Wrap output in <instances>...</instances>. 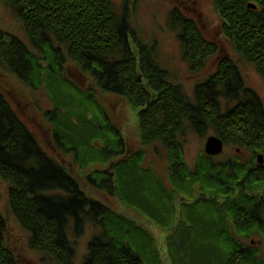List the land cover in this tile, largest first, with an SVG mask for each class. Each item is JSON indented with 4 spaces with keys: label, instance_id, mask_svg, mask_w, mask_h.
I'll use <instances>...</instances> for the list:
<instances>
[{
    "label": "trees",
    "instance_id": "1",
    "mask_svg": "<svg viewBox=\"0 0 264 264\" xmlns=\"http://www.w3.org/2000/svg\"><path fill=\"white\" fill-rule=\"evenodd\" d=\"M4 1L24 24L31 45L47 52L48 65L40 67L28 45L0 28V70L45 88L54 99L60 115L54 140L61 150L76 152L99 195L118 199L164 231L173 264H264L261 252L242 242L259 231L264 238V202L261 209L255 207L264 172L249 171L251 153L264 152V100L247 85L238 65L253 64L264 75V0H214L222 35L240 60L219 62L217 72L196 87L195 103L157 61L156 44L132 30L128 8L141 0H126L120 15L111 0ZM169 27L178 32L190 71H205L220 48L179 9L170 13ZM67 62L91 75L104 93L140 109L142 149L116 159L123 155V141L96 98L61 76ZM72 108L78 114L70 113ZM211 129L238 156L219 164L202 153L190 168L184 158L188 133ZM101 132L106 144L98 150ZM148 147L168 159L167 178L154 165L144 167ZM247 153L251 156L245 160L238 158ZM114 163V176L96 169ZM0 178L9 187L15 217L32 235L31 246L57 264L73 261L69 231L81 229L82 235L86 223L100 229L89 244L86 264H162L155 236L116 213L101 195H88L76 174L44 151L2 93ZM7 225L0 210V264H18L6 242Z\"/></svg>",
    "mask_w": 264,
    "mask_h": 264
},
{
    "label": "rangeland",
    "instance_id": "2",
    "mask_svg": "<svg viewBox=\"0 0 264 264\" xmlns=\"http://www.w3.org/2000/svg\"><path fill=\"white\" fill-rule=\"evenodd\" d=\"M118 15L122 14L125 9L126 0H111ZM135 6L128 8L130 14L132 30H138L141 38L148 44H156L158 51L157 61L160 62L161 67L168 70L173 78L172 82L177 86L180 84L186 97L192 102L196 101V93L194 92L196 85L200 80H205L209 75L217 72V66L223 59H232L238 63L239 56L235 52L225 37H223L222 20L217 12L214 0H141L134 3ZM175 9H179L187 17L198 22L205 38L215 43L220 48L219 54L211 57L205 71L193 74L190 71L189 63L183 60V52L181 50V41L178 38V32L173 31L169 27V15ZM0 28H2L8 35L19 38L22 42L28 45L32 56L36 58L41 64L40 67L46 68L48 65L47 52L33 47L30 43L29 37L26 33L24 24L21 23L17 13L10 8L8 3L0 0ZM132 42V38H130ZM133 51L137 52L135 45ZM242 69L243 78L247 85L257 90L262 100H264V75L254 67L253 64L243 62L239 64ZM45 74L42 73V76ZM61 76L67 82H72L78 89L85 93H91L97 100V106L103 108L106 117L110 120L112 128L116 129L117 135L123 141V155L116 159H123L127 153H133L142 149L140 138V109L133 108L123 97L115 94L109 95L104 93L99 86L94 82L93 77L86 75L79 66L72 62H67L65 68L61 72ZM0 93L5 95L10 100L11 105L21 118L22 122L28 126L29 130L35 135L37 141L42 148L51 157L59 163L66 165L71 171L76 174L79 179L82 189L93 197H101L105 204L113 207L117 213H124L136 220L142 225L150 234L155 236L156 245L160 252L162 264H173L170 256V246L167 242L168 235L160 230L155 224L148 222V220L141 218L139 214L131 209H126L118 199L108 195H99V191L95 184L90 180L91 173L89 170H82L80 164L77 162L76 152L61 150L54 140V128L59 125V109L55 105L54 99L50 94L41 87H32L27 82L21 81L16 76L11 75L6 71L0 70ZM72 98V96L70 97ZM73 99V98H72ZM70 113L78 114L77 108H72ZM67 111V110H65ZM69 112V111H68ZM65 113V112H64ZM51 118H53L51 120ZM90 122L95 121L98 127V122L93 116L89 117ZM102 133V132H101ZM113 136L112 132H108ZM184 158L186 164L190 168H194L199 156L205 153L206 143L212 136H217L213 129L204 133L190 132L188 133ZM105 134L102 133L100 140L95 142L98 150L104 149L106 144ZM226 147V146H225ZM64 148V147H63ZM147 156L144 167L148 168L154 165L160 175L167 178L168 159L159 153L157 156L153 154L152 148L145 149ZM236 156L235 148L226 147L223 154L219 157H213L214 162L224 163ZM114 165H107L106 167L97 166L106 174L114 176ZM89 172V173H88ZM264 190L259 191L263 195ZM257 193V196H258ZM9 187L0 178V210L3 216L8 220L6 242L8 247L16 254L18 264H57L45 252L39 251L31 246L29 241V234L23 229L18 219L15 217L13 210L9 205ZM264 219V216H263ZM73 228V225H72ZM74 229V228H73ZM100 229L93 227L91 223H86L82 235L79 232L72 234L70 239L73 242L75 253L73 256V264H84L89 254V244L94 235H97ZM75 235H78L76 237ZM246 245H250L258 252H261L264 259V238L260 231L249 237L248 240H242Z\"/></svg>",
    "mask_w": 264,
    "mask_h": 264
},
{
    "label": "flooded vegetation",
    "instance_id": "3",
    "mask_svg": "<svg viewBox=\"0 0 264 264\" xmlns=\"http://www.w3.org/2000/svg\"><path fill=\"white\" fill-rule=\"evenodd\" d=\"M216 73V72H215ZM215 73H213V74H215ZM210 76V75H209ZM209 76H208V78H209ZM208 78H206L205 80H200L201 82H198V84L196 85V87H198L199 86V84H203V83H206V80L208 79ZM196 87H195V89H196ZM194 92H195V90H194ZM196 93V92H195ZM233 105V104H232ZM231 105V106H232ZM53 118H51V120H52ZM238 153H240L239 151H238ZM251 155H252V164L251 165H249V171H251V172H253V171H255V172H257V170H259L260 168H262L261 170H260V172L261 171H263L264 172V164L263 165H260L259 164V162H258V156L259 155H262L263 156V158H264V152H260V153H258V154H254L253 152L251 153ZM251 155H249L248 153H247V155L245 154V155H243V154H239V157L238 158H240L241 160H245L246 159V157L247 156H251ZM264 160V159H263ZM264 193V192H263ZM257 200H255L256 202H255V207L256 208H258V209H261L262 207H261V205H262V203L264 202V194L263 195H260V193H258V196H257ZM18 221H19V219H18ZM20 222V221H19ZM20 224H21V222H20ZM21 226H22V224H21ZM23 227V226H22ZM24 229V228H23ZM25 230V229H24ZM25 231H27V230H25ZM28 232V231H27ZM76 232V231H75ZM79 232V235L81 234V229L78 231ZM74 232L72 231V230H70L69 231V234H70V237H71V235L73 234ZM28 234H29V232H28ZM76 237H78V235H75ZM70 237L68 238L69 239V241L71 240L70 239ZM29 241L31 242V238H32V235H30L29 234ZM72 241V240H71ZM74 250V253H75V248L73 249ZM73 256H74V254H73ZM86 260V259H85ZM70 264H73V262H71ZM84 264H86V261L84 262Z\"/></svg>",
    "mask_w": 264,
    "mask_h": 264
},
{
    "label": "water",
    "instance_id": "4",
    "mask_svg": "<svg viewBox=\"0 0 264 264\" xmlns=\"http://www.w3.org/2000/svg\"><path fill=\"white\" fill-rule=\"evenodd\" d=\"M249 7L255 10L257 9L256 6L250 5ZM205 146L206 155L212 158L221 156L225 150L224 142L217 136H212L211 138H209ZM263 159L264 158L262 155L258 156V162L260 165L264 164Z\"/></svg>",
    "mask_w": 264,
    "mask_h": 264
}]
</instances>
